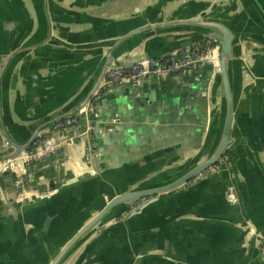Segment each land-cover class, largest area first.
I'll return each instance as SVG.
<instances>
[{
    "label": "crops",
    "instance_id": "0c3cea01",
    "mask_svg": "<svg viewBox=\"0 0 264 264\" xmlns=\"http://www.w3.org/2000/svg\"><path fill=\"white\" fill-rule=\"evenodd\" d=\"M27 1L39 25L44 14L41 0ZM60 1L52 0L49 8L75 4L72 9L79 13V21L55 28V44L31 54L45 65L44 73L57 54L68 55L74 62L92 59L91 51L101 48L97 43L105 29L124 30L120 19L129 18L130 25L138 27L160 16L157 3L161 0ZM197 1L221 5L238 30L264 41V0ZM65 14L55 13L56 17ZM250 49L253 57L261 53L264 58V45H244L245 51ZM208 74L209 67L200 65L164 80L121 84L102 95L90 135L74 139L27 168L24 202L15 198L11 182L5 181L19 215L2 203L0 193V248L15 244V237L23 244V237L26 240L37 231L46 214L52 213L57 217L49 232L56 239L50 244L55 252L104 197L155 175H159L157 182L168 179L170 170L197 153L207 136L214 109ZM260 74L257 84L245 87L239 96L234 132L246 140L250 153L259 150L264 167V66ZM14 118L18 120L15 113ZM88 147H92L89 158ZM233 151L236 158L248 155L240 141ZM212 171L213 176L135 203L92 234L66 264H264L255 241L246 233L248 219L242 202L229 203L226 176ZM42 240L48 241L45 236ZM37 251L46 252L47 247L38 244Z\"/></svg>",
    "mask_w": 264,
    "mask_h": 264
},
{
    "label": "water",
    "instance_id": "95a60500",
    "mask_svg": "<svg viewBox=\"0 0 264 264\" xmlns=\"http://www.w3.org/2000/svg\"><path fill=\"white\" fill-rule=\"evenodd\" d=\"M27 2L0 0V193L2 203L16 217L19 213L8 197L5 181L11 182L16 199L18 191L13 175L3 172V162L15 159L24 170L23 154L36 138L46 134L57 137L54 125L63 118L75 115L81 118L80 126L69 132V136L84 132L87 128L86 109L92 107V101L111 69L165 58L206 39L218 43L219 66L213 72L209 68L208 93L214 109L207 136L197 153L173 167L171 176L164 181L157 182L159 175H155L135 187L104 197L103 203L90 208L87 218L55 252H51L50 244H55L56 239L49 232L57 217L52 213L46 214L42 226L31 232L26 240L23 237V244H18L15 237V244L8 243L0 248V264H66L75 251L109 220L133 209L140 200H151L190 181L213 176L212 168L228 180V201V187L233 185L237 203H229L237 205L242 202L248 219L246 233L255 241L259 256L264 260L261 253L264 243L263 160L258 149L250 153L246 140L234 132L239 96L245 87L257 84L264 66L261 53L253 57V49L245 51L244 45L250 42L264 45V41L238 30L230 19V12L217 3L161 0L157 3L159 20H149L133 27L129 18L120 19L124 30L115 33L110 28L105 29L97 43L101 48L96 49V53L91 51L92 59L74 62L68 60V55L57 54L51 58L52 61L49 58L52 64L49 62L47 73H44L41 69L45 65L38 63L31 54L42 52L43 46L54 45L55 28L60 29L64 23H77L79 13L72 9L75 4H70L69 8L60 5L55 6L57 9L53 6L50 9L52 0H41L44 14L38 25ZM59 3L63 1L58 0ZM62 11L65 16L56 17L55 13ZM38 19L39 22V16ZM144 83L142 80L137 85ZM100 99L96 106L97 115L90 114L94 121L99 115ZM238 141L242 142L247 156L235 157L232 146ZM6 146L8 149L3 151ZM26 176L20 202L27 198ZM44 236L48 241L42 240ZM38 244H44L49 254L38 253Z\"/></svg>",
    "mask_w": 264,
    "mask_h": 264
},
{
    "label": "built area",
    "instance_id": "2783aa9c",
    "mask_svg": "<svg viewBox=\"0 0 264 264\" xmlns=\"http://www.w3.org/2000/svg\"><path fill=\"white\" fill-rule=\"evenodd\" d=\"M218 43L212 39H206L200 44L190 49H183L168 55L165 58L142 61L130 67H117L111 69L103 82L102 87L96 93L92 107L86 109L87 128L84 132L69 136V132L74 131L80 126L81 118L79 116H70L63 118L55 123L54 131L57 137L46 134L36 138L27 151L23 154L25 169L22 170L15 162V159H7L3 162L2 170L4 173H10L14 177V186L18 191L17 199L22 198V187L27 175V168L35 162L52 156L64 148V144L71 143L74 139H80L90 135L94 131V120L90 114L97 115L96 106L98 100L105 93L111 91L114 87L121 84H139L142 80L151 82V79L164 80L171 76L181 73L191 72L200 65L208 66L212 72L219 66ZM8 147H4L6 151ZM92 147L86 149L87 157L91 156ZM211 170H215L212 168ZM228 198L232 204L237 203V196L233 185L228 187ZM261 253L264 255V243L261 247Z\"/></svg>",
    "mask_w": 264,
    "mask_h": 264
}]
</instances>
